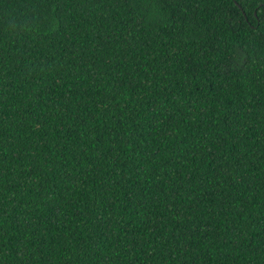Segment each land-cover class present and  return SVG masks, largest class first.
<instances>
[{
    "label": "trees",
    "instance_id": "obj_1",
    "mask_svg": "<svg viewBox=\"0 0 264 264\" xmlns=\"http://www.w3.org/2000/svg\"><path fill=\"white\" fill-rule=\"evenodd\" d=\"M0 264H264V0H0Z\"/></svg>",
    "mask_w": 264,
    "mask_h": 264
}]
</instances>
